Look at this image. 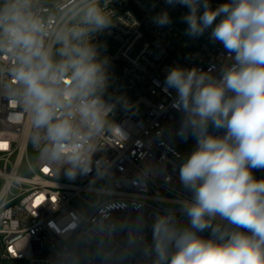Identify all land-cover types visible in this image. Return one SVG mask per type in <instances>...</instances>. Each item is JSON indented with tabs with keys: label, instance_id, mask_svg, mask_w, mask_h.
Listing matches in <instances>:
<instances>
[{
	"label": "clouds",
	"instance_id": "obj_1",
	"mask_svg": "<svg viewBox=\"0 0 264 264\" xmlns=\"http://www.w3.org/2000/svg\"><path fill=\"white\" fill-rule=\"evenodd\" d=\"M108 3L52 0L45 13L39 0H0V94L22 109L32 147L73 181L92 174L105 129L120 133L110 121V58L98 43L114 24ZM164 3L154 24L173 22L169 8L186 9L185 35L208 32L223 59L172 65L165 76L176 135L194 146L178 167L176 207L155 215L150 239L139 237L143 255L147 264H264V0ZM62 221L68 231L57 235L71 240L83 209Z\"/></svg>",
	"mask_w": 264,
	"mask_h": 264
},
{
	"label": "built area",
	"instance_id": "obj_2",
	"mask_svg": "<svg viewBox=\"0 0 264 264\" xmlns=\"http://www.w3.org/2000/svg\"><path fill=\"white\" fill-rule=\"evenodd\" d=\"M51 2L39 0L40 10ZM166 7L164 0L108 3L114 24L98 43L110 58V121L120 133L108 127L96 139L91 175L69 180L64 165L39 154L22 109L0 94V264H54L57 253L55 264H147L139 237L150 239L155 215L176 207L178 167L194 146L176 135L180 115L163 81L172 65L207 68L223 59L208 32L185 35L186 9L169 8L173 22L154 24ZM77 208L81 229L62 239V217Z\"/></svg>",
	"mask_w": 264,
	"mask_h": 264
}]
</instances>
